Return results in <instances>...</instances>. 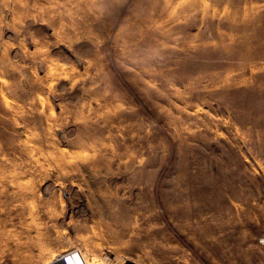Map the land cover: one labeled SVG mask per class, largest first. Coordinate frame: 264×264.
Wrapping results in <instances>:
<instances>
[{
    "label": "rangeland",
    "instance_id": "rangeland-1",
    "mask_svg": "<svg viewBox=\"0 0 264 264\" xmlns=\"http://www.w3.org/2000/svg\"><path fill=\"white\" fill-rule=\"evenodd\" d=\"M234 1L0 0V264H264Z\"/></svg>",
    "mask_w": 264,
    "mask_h": 264
},
{
    "label": "bare ground",
    "instance_id": "bare-ground-1",
    "mask_svg": "<svg viewBox=\"0 0 264 264\" xmlns=\"http://www.w3.org/2000/svg\"><path fill=\"white\" fill-rule=\"evenodd\" d=\"M231 17L237 31L235 51L242 50L247 60L259 57L264 49V2L234 1Z\"/></svg>",
    "mask_w": 264,
    "mask_h": 264
},
{
    "label": "built area",
    "instance_id": "built-area-1",
    "mask_svg": "<svg viewBox=\"0 0 264 264\" xmlns=\"http://www.w3.org/2000/svg\"><path fill=\"white\" fill-rule=\"evenodd\" d=\"M67 264H70V263L67 262ZM77 264H89V262L84 257H81Z\"/></svg>",
    "mask_w": 264,
    "mask_h": 264
},
{
    "label": "water",
    "instance_id": "water-1",
    "mask_svg": "<svg viewBox=\"0 0 264 264\" xmlns=\"http://www.w3.org/2000/svg\"><path fill=\"white\" fill-rule=\"evenodd\" d=\"M69 254H70V253H69ZM64 258H65L64 256H61V257L59 258V262L63 261ZM65 260H66V258H65ZM65 260H64V261H65ZM64 261H63V262H64ZM64 264H67V263H64ZM76 264H77V263H76Z\"/></svg>",
    "mask_w": 264,
    "mask_h": 264
}]
</instances>
